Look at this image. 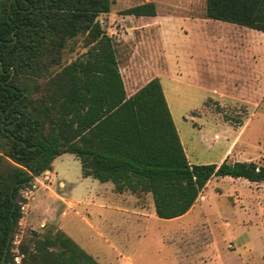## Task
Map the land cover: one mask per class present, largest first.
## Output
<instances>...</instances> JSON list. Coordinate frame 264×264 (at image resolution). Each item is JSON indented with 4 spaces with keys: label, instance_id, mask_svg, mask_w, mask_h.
Wrapping results in <instances>:
<instances>
[{
    "label": "trees",
    "instance_id": "obj_1",
    "mask_svg": "<svg viewBox=\"0 0 264 264\" xmlns=\"http://www.w3.org/2000/svg\"><path fill=\"white\" fill-rule=\"evenodd\" d=\"M114 0H0V264H13L21 189L75 154L84 176L117 192L151 193L157 216L188 212L214 176L264 182V164L224 159L191 163L162 79L128 94L115 40L104 28ZM154 1L123 10L157 15ZM209 18L264 31V0H205ZM85 52L64 63L69 42ZM10 242L8 244V239ZM24 264H99L62 229H30Z\"/></svg>",
    "mask_w": 264,
    "mask_h": 264
},
{
    "label": "rangeland",
    "instance_id": "obj_2",
    "mask_svg": "<svg viewBox=\"0 0 264 264\" xmlns=\"http://www.w3.org/2000/svg\"><path fill=\"white\" fill-rule=\"evenodd\" d=\"M142 1L114 0L112 20L105 19L103 25L115 40L129 94L164 75L163 89L191 163L227 159L264 164V88L258 101L224 96L251 95L254 88L251 81L241 84L236 69L215 67L214 60L219 63L222 54H210L203 24L188 23L186 17L206 15L205 0H145L156 3L157 15L172 16L170 25L181 55L180 82L171 81L172 72L166 67L171 52L161 50L155 24L134 22L133 32L127 31L132 24L123 18H135L123 10ZM83 45L82 36L72 39L63 62L82 55ZM241 54L249 68L251 52ZM208 58L213 59L211 68ZM53 176L55 189L74 203L61 202L67 214L60 211L49 226L60 225L99 264H264V182L214 176L189 215L166 219L157 216L151 193L134 196L126 191L123 199L102 189L113 204L123 203L133 213L86 203L99 188L112 183L89 179L82 183L81 162L75 154L57 158ZM30 229L19 221L13 238L17 235L22 242Z\"/></svg>",
    "mask_w": 264,
    "mask_h": 264
},
{
    "label": "crops",
    "instance_id": "obj_3",
    "mask_svg": "<svg viewBox=\"0 0 264 264\" xmlns=\"http://www.w3.org/2000/svg\"><path fill=\"white\" fill-rule=\"evenodd\" d=\"M132 17H134L135 20H133V18L131 20H125L126 18L125 17L123 18L124 21H128L133 26V27L132 26L127 27L128 32H133L134 22H139V23L142 22L149 25L151 23L155 24V31H156L155 34L158 44L162 48L161 50L164 51L163 48H167L166 54L171 52V56H170L171 58H168L169 62L166 65L167 69H170V71L172 72L171 81L180 82L181 76L183 75L181 73V55L176 43V37H175L176 34L174 33V30L170 25L172 16L132 15ZM186 19L189 24L192 23L203 24L201 25V28L207 34V37L205 36L204 40L206 46L210 51V54L217 52H220L222 54L219 63H216L215 62L216 60H214L215 67H219L223 71H227V70L233 71L234 69H236L237 72H239L236 78L242 82L241 84L244 85L245 84L244 82H247L248 84L249 81H251L252 87L254 88L255 91V92L253 91L251 95L249 94L245 95V93H242L240 95H233L232 97L231 96L229 97L227 95L224 96H226L229 99L235 98L236 100L238 99L240 101H251V102L258 101L261 93V88H264V31H260L233 22L209 18L206 15H195V16L186 17ZM108 20H112L111 12L107 17V21ZM244 51L251 52V61H250L251 64L249 68H247V65L245 64L246 62L241 58L242 57L241 53ZM207 60L209 61L207 65H209L211 68L213 65L212 64L213 59L208 58ZM159 77L162 79L165 76L160 75ZM62 155H59L58 157H56V159ZM54 162L52 165V169L50 170L51 171L50 181L47 184L40 186V188L37 190L34 199L29 204L28 211L26 212L23 220L21 221L23 225L31 229L38 230L40 232H45L46 230L49 229H57V228L62 229L60 225L53 224L52 226H49V223L57 218V216L60 214V211L62 215L67 214V209L65 208L62 209L63 204L61 202H67L69 205H73L74 203L73 199L71 198L66 199L55 189L54 176H53ZM221 162H219L218 164H220ZM88 179L91 180L92 183H94L93 181L97 180L92 176L83 175L80 181L83 183L84 181H88ZM101 183H107V182H101ZM102 189H105L107 192L111 191L113 197L116 196L115 193L121 194L123 196V199L126 197L125 195H128L127 194L128 192L126 191L117 192L115 190V185L112 183V185L103 186L99 188V190L96 192L97 194L95 196H91L89 198L90 200H88L86 203L93 204L94 206L97 205L106 208H113L117 211L133 213L131 209L128 206L124 205L123 203L118 205L113 204V202H111L108 197H106L104 194L101 193ZM130 195L135 196V194L133 193H130ZM54 206L56 208H54ZM154 210H155V206H154ZM192 210H194V205L188 212L177 218L182 219L186 217L192 212Z\"/></svg>",
    "mask_w": 264,
    "mask_h": 264
},
{
    "label": "built area",
    "instance_id": "obj_4",
    "mask_svg": "<svg viewBox=\"0 0 264 264\" xmlns=\"http://www.w3.org/2000/svg\"><path fill=\"white\" fill-rule=\"evenodd\" d=\"M51 179V171L50 169L44 170L40 175H35L34 178L24 186L21 193V200L19 202L20 206V222L23 220L26 212L28 211V207L30 202L34 199V196L40 186L47 184ZM20 243L21 239L15 235L12 239V252H13V264H24L23 263V254L20 251Z\"/></svg>",
    "mask_w": 264,
    "mask_h": 264
},
{
    "label": "water",
    "instance_id": "obj_5",
    "mask_svg": "<svg viewBox=\"0 0 264 264\" xmlns=\"http://www.w3.org/2000/svg\"><path fill=\"white\" fill-rule=\"evenodd\" d=\"M36 175V174H35ZM34 175V176H35ZM34 176L31 178V180L34 178ZM30 180V181H31ZM9 242H10V238L8 239V244H9ZM7 251H8V247L6 248V250H5V254H4V256H3V260H2V263L3 264H6V255H7Z\"/></svg>",
    "mask_w": 264,
    "mask_h": 264
}]
</instances>
